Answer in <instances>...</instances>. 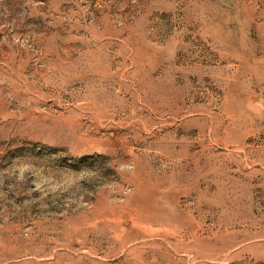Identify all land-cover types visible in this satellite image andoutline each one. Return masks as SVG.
Returning <instances> with one entry per match:
<instances>
[{
	"label": "rangeland",
	"instance_id": "rangeland-1",
	"mask_svg": "<svg viewBox=\"0 0 264 264\" xmlns=\"http://www.w3.org/2000/svg\"><path fill=\"white\" fill-rule=\"evenodd\" d=\"M0 264H264V0H0Z\"/></svg>",
	"mask_w": 264,
	"mask_h": 264
}]
</instances>
